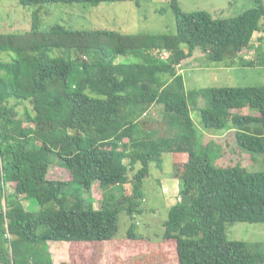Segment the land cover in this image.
I'll return each mask as SVG.
<instances>
[{"label":"trees","instance_id":"obj_1","mask_svg":"<svg viewBox=\"0 0 264 264\" xmlns=\"http://www.w3.org/2000/svg\"><path fill=\"white\" fill-rule=\"evenodd\" d=\"M124 1L19 0L24 7H38L32 29L0 34L2 263L56 264L51 241L76 249L84 245L75 242H99L85 245L93 250L117 240L120 213L134 218L151 165L161 166L163 154L170 153L179 160L175 176L181 201L169 210L163 241L174 246L177 264H264V244L231 241L226 234L227 223H264V171L250 172L240 163L216 165L221 155L199 145L190 106L203 98L205 127L234 131L239 151L255 160L264 154V128H253L264 125V86L188 92L178 72L198 51L223 62L249 49L254 34L264 30V0H252L231 17L187 13L178 0H170L176 23L170 35L61 24L40 30L42 8L48 5ZM154 52L167 53V59ZM125 57L142 61H119ZM260 60L264 64L263 55ZM157 105L169 121L160 123L163 134L143 120ZM176 120L182 124L177 132ZM54 164L72 179H49ZM132 171V198L115 199ZM96 182L106 189L99 209L91 196ZM23 200L31 201L33 210H26ZM136 229L132 223L126 239L137 241Z\"/></svg>","mask_w":264,"mask_h":264},{"label":"rangeland","instance_id":"obj_2","mask_svg":"<svg viewBox=\"0 0 264 264\" xmlns=\"http://www.w3.org/2000/svg\"><path fill=\"white\" fill-rule=\"evenodd\" d=\"M178 3L187 13L207 11L214 17H231L251 6L252 0H178ZM37 10L38 7L20 5L19 0H0V34L24 33L31 30L33 15ZM40 21L41 31L48 30L52 25L61 24L73 29L101 28L123 34L170 35L176 32L175 16L170 0H127L101 3L98 6L51 4L42 8ZM259 47L264 50V30L256 32L251 47L244 49L235 57L228 56L223 62H212L207 55L198 51L194 57L178 66V72L184 76L188 92L212 87L264 86V64H261L260 60L263 55L264 61V52L259 53ZM154 56H159L163 61L167 59V53L160 55L154 52ZM128 58H121L119 61L127 62ZM243 60L255 61V65H243ZM132 61L141 62L142 60L133 58ZM205 105L203 98L191 100V116L199 136V145L210 149L213 154L221 155L215 164L228 166L240 163L244 164L250 172L264 171V154L254 160L251 155L239 151L234 131H218L205 127L201 117V109ZM27 106L31 108L29 104ZM18 110L23 112L24 106H19ZM149 112L151 117L147 119L148 113L143 120L148 122L149 129L158 130V134H163L165 129L160 126V123L167 122L168 118L164 115L162 106H154ZM245 113L252 114V111L246 110ZM175 123L177 132L179 128H182V124L179 120ZM257 127L263 129L264 125L259 123L253 128ZM176 163H179V160L175 155L164 153L161 166L151 165V173L144 183V199L138 203L134 218L131 219L126 211L120 213L119 230L115 238L117 240L114 239L115 241L93 250L85 245H95L99 242H75L84 245L78 249L66 242L68 248L64 250L63 259L75 264H177L174 246L165 247L163 241L164 222L168 219L169 210L181 201L180 178L175 176V171L178 170ZM134 171L130 173V182L124 189L114 192L115 199L132 198ZM48 178L68 181L72 179V176L66 168L54 164L50 167ZM7 189L12 192V185H8ZM105 193L106 189H102L99 182L93 184L91 196L97 209L101 208ZM22 203L26 210H33L34 205L31 201L23 200ZM70 205L67 204V206ZM51 207L58 208L53 204ZM38 208L37 205L35 209ZM132 223L137 227L135 230L137 241L126 239ZM226 234L231 241L264 244V223H227ZM71 250L76 251V253L73 252V257L70 254ZM0 264H3L1 259Z\"/></svg>","mask_w":264,"mask_h":264},{"label":"crops","instance_id":"obj_3","mask_svg":"<svg viewBox=\"0 0 264 264\" xmlns=\"http://www.w3.org/2000/svg\"><path fill=\"white\" fill-rule=\"evenodd\" d=\"M132 57H129L127 59V62L132 61ZM154 107V106H153ZM149 113V115L147 116L149 119L151 117V112H149V110L144 114V117H146V115ZM153 119V117L151 118ZM65 243V244H64ZM55 242V241H51L49 242V248H50V252L52 254V259L54 261V263L58 264L61 262H68L67 260H64L63 256H64V250L66 251L68 248V244H66V242ZM57 260H61V261H57Z\"/></svg>","mask_w":264,"mask_h":264}]
</instances>
